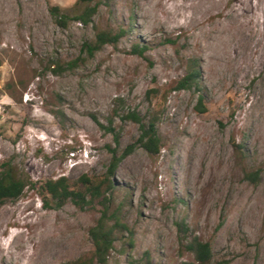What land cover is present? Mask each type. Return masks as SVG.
I'll list each match as a JSON object with an SVG mask.
<instances>
[{"label": "rangeland", "instance_id": "obj_1", "mask_svg": "<svg viewBox=\"0 0 264 264\" xmlns=\"http://www.w3.org/2000/svg\"><path fill=\"white\" fill-rule=\"evenodd\" d=\"M97 30L125 34L89 55ZM194 61L199 85L177 90ZM128 112L156 119L162 149L137 146L113 176L126 228L109 264L192 263L193 238L210 243L208 264H264V0H0V169L28 184L0 205V264L93 251L103 205L56 208L42 186L102 179L116 145L94 117L121 152L141 134Z\"/></svg>", "mask_w": 264, "mask_h": 264}, {"label": "trees", "instance_id": "obj_2", "mask_svg": "<svg viewBox=\"0 0 264 264\" xmlns=\"http://www.w3.org/2000/svg\"><path fill=\"white\" fill-rule=\"evenodd\" d=\"M95 0H78L80 3H92ZM57 16H60L58 23L66 24L67 17L60 15L59 9L54 8ZM96 14V8H89L75 19L84 25L92 23V18ZM125 31L111 32L106 30H97L95 40L86 44L85 47L89 55L100 51L106 45H116L120 39L124 37ZM146 48L134 47V52L138 55H143ZM200 70L195 61L189 66V70L184 78H182L177 86V90L190 89L199 85ZM197 110L200 113H205L207 108L204 105L203 97L199 98ZM99 127L106 133H112L114 138L115 148L109 146L108 150L111 153V162L107 167L104 177L100 180H94L88 176H82L80 182L83 185V191L71 185L66 177L50 179L42 186V192L45 196H49L56 205V208L63 206L66 202L71 201L76 207L81 210L86 209L94 202H99L103 205L101 217L97 223L90 228L89 234L93 242L94 249L91 253L84 255L76 260L65 264H109L110 252L114 248L116 235L120 228H126L120 219L110 212V195L116 189V183L113 176L120 163L137 148L142 147L152 156L160 154L162 149V141L158 133L156 119L153 118L145 123L144 120L135 112H128L122 116L123 120L133 121L140 127V137L135 144L127 146L123 151L119 152V134L112 127L104 126L94 117ZM28 184L20 179L15 178L13 168L10 163H4L0 169V205L6 201L19 199L26 189ZM186 249L194 256V262L184 264H208L213 259V251L210 243L202 242L198 238H193L188 242Z\"/></svg>", "mask_w": 264, "mask_h": 264}]
</instances>
